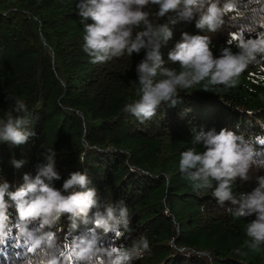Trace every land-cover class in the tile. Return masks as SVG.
<instances>
[{"label": "trees", "instance_id": "obj_1", "mask_svg": "<svg viewBox=\"0 0 264 264\" xmlns=\"http://www.w3.org/2000/svg\"><path fill=\"white\" fill-rule=\"evenodd\" d=\"M227 2L234 7L216 33L197 29L198 15L170 24L173 38L161 47L165 67L179 71L168 53L184 32L210 36L216 57L224 47L235 52L241 40L264 35V0H220L221 5ZM77 3L0 0V118L13 108L9 95L22 98L28 108L26 130L35 133L22 145L0 142V182L7 181L9 190L16 191L25 174L34 177L36 166L47 162L51 148L60 175L53 181L57 189L79 171L87 175L88 188L97 191L102 206L120 201L128 206L130 231L103 236V243L115 249L113 264L120 261V249L142 235L151 250L133 264H264V245L255 252L245 244V227L255 215L234 218L228 209L236 205L226 202L221 207L211 189L197 194L179 171L180 153L193 146L194 134L201 130L227 128L250 142L258 152L256 160L264 161V143L256 139L264 137V61L250 64L235 87L204 91L199 84L180 90L175 106L164 102L153 118L141 123L124 107L139 98L136 65L145 52L91 63L82 45L84 23L93 21H83ZM146 10L154 24L178 19L175 12L157 16L155 4ZM197 150L205 149L197 145ZM13 159L22 166L15 167ZM256 175L253 169L249 181L237 180L234 193L251 192L257 187ZM9 214L15 225L14 205ZM93 227L82 216H63L53 229L59 245L55 264H81L71 242ZM51 259L19 234V226L0 239V264H49ZM101 262L104 258L94 264Z\"/></svg>", "mask_w": 264, "mask_h": 264}, {"label": "clouds", "instance_id": "obj_2", "mask_svg": "<svg viewBox=\"0 0 264 264\" xmlns=\"http://www.w3.org/2000/svg\"><path fill=\"white\" fill-rule=\"evenodd\" d=\"M149 4L158 5L157 16L163 18L175 12L178 19L154 24L151 13L146 10ZM76 7L83 21L89 18L93 21L84 23L82 45L91 63H106L125 55L140 54L142 50L145 52L144 58L136 65L138 82L134 83L138 84L139 98L124 107L125 112L134 115L141 123L153 118L162 103L175 106L179 102L180 90L199 84H203L204 91L218 85L235 87L250 64L264 61V35L241 40L235 52L231 46L224 47L216 57L210 47V36L184 32L181 41L168 53V61L172 64L178 62L179 71L164 66L161 47L173 38L170 24L180 20L190 22L198 15L196 28L216 33L225 22L227 10L234 7L230 2L221 5L220 0H78ZM138 28L140 30L136 31ZM158 75L160 79H156ZM7 98L13 100V108L0 118V142L22 145L35 135L26 130L27 104L19 97L9 95ZM256 139L261 141L264 137ZM192 145L180 153L179 171L197 194L211 189L221 207L226 202L236 205L228 209L234 218L255 215L245 227L249 238L245 244L251 251H261L264 245V175L258 173L264 170V161L256 160L257 150L227 128L219 132L215 129L195 132ZM197 145H203L205 150L198 151ZM54 158L55 152L49 148L47 162L36 166L34 177L25 174L24 183L16 191L9 190L7 181L0 182V239L9 236L14 226H19V234L33 248L48 252L52 256L49 264H55L59 245L53 229L66 214L82 216L86 224L94 227L71 242L75 259L81 264H94L96 259L104 258V264H113L115 249L103 243V236L130 231L128 206L124 201L102 206L97 191L88 188L87 175L79 171L70 174L62 190L57 189L53 181L59 180L60 175L55 170ZM11 163L19 168L23 162L13 159ZM253 169L257 173V187L249 193H234V183L249 181ZM78 187L85 190L78 191ZM13 205L18 214L15 225L9 214ZM33 223L38 226L30 228ZM150 250L148 238L142 235L120 249V262L133 264Z\"/></svg>", "mask_w": 264, "mask_h": 264}, {"label": "snow or ice", "instance_id": "obj_3", "mask_svg": "<svg viewBox=\"0 0 264 264\" xmlns=\"http://www.w3.org/2000/svg\"><path fill=\"white\" fill-rule=\"evenodd\" d=\"M237 39H239V38H237ZM261 142L264 143V140H261ZM29 250L32 251V250H34V249H31V248H30ZM101 264H103V262H101ZM117 264H121V262L118 261Z\"/></svg>", "mask_w": 264, "mask_h": 264}]
</instances>
